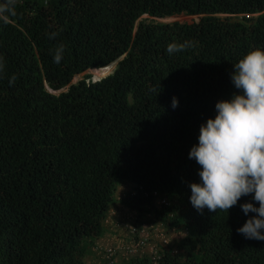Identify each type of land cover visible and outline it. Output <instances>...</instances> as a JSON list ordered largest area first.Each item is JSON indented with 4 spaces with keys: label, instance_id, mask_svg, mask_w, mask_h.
<instances>
[{
    "label": "trees",
    "instance_id": "16d2710c",
    "mask_svg": "<svg viewBox=\"0 0 264 264\" xmlns=\"http://www.w3.org/2000/svg\"><path fill=\"white\" fill-rule=\"evenodd\" d=\"M178 14L197 19L155 20ZM185 40L195 46L167 53ZM256 46L264 0H17L0 21V264H84L92 247L102 264L106 247L116 250L110 264L122 255V264H264V241L237 232L251 197L201 214L189 186L200 182L188 158L200 125L236 91L232 64ZM119 57L105 76L71 82ZM121 179L132 184L123 209L167 197L165 217L190 229L187 251L95 243Z\"/></svg>",
    "mask_w": 264,
    "mask_h": 264
},
{
    "label": "clouds",
    "instance_id": "9594fccd",
    "mask_svg": "<svg viewBox=\"0 0 264 264\" xmlns=\"http://www.w3.org/2000/svg\"><path fill=\"white\" fill-rule=\"evenodd\" d=\"M16 5L17 0H0V21L9 23ZM195 43L171 42L166 51L173 55ZM64 51L63 44L57 46L54 63L61 61ZM232 66L230 78L236 91L230 99L216 103L215 118L200 125L198 144L188 154L201 169L200 182L189 185L190 203L201 214L204 209L228 213L242 198L251 197L240 207L246 216L253 215L237 232L246 239L264 241V47L252 48ZM4 67L0 55V73ZM15 80L13 76L10 84ZM178 103L173 97L172 107Z\"/></svg>",
    "mask_w": 264,
    "mask_h": 264
},
{
    "label": "rangeland",
    "instance_id": "374dc122",
    "mask_svg": "<svg viewBox=\"0 0 264 264\" xmlns=\"http://www.w3.org/2000/svg\"><path fill=\"white\" fill-rule=\"evenodd\" d=\"M140 18H146V15H142ZM196 19L197 16H188L183 14L155 18V20L161 22H168L172 20L189 22ZM118 59L119 58L110 62L111 66L108 70L109 72L107 71L103 75L99 74L95 78L92 74V71L99 68H90L78 74H75L72 77L71 82H75L86 76H88V79L91 80L101 78L113 70ZM131 188L132 184L127 180H118L114 186V191L112 192L113 202L108 206V208H112L111 211L115 214H117V211L119 210L118 213L120 215L126 216V220L120 218L123 223L127 224L130 222V220H135V224L137 225V223L139 222V224L137 225V230L139 232H144L143 234L146 245L142 249L137 250L136 254L139 255L145 253L157 255L159 251L164 248L171 249L172 251L178 250L182 253H184V251H187L190 248L191 244V238L189 237L190 229L185 227H178V225H173V222H169L167 217H165L164 208L162 206L167 205V197L162 192L155 191L150 204H146L145 207L142 206V209H140V207L138 210H132L129 208V210L124 209V211L121 201L128 193L131 192ZM105 214H109V211L105 212ZM125 230L126 231L121 236H119L118 239L113 240L114 244L112 245L132 242V235L128 232L127 229ZM90 252L91 251H88V255L92 254ZM123 259H125V255L118 257L117 262H115L114 264H122L124 261Z\"/></svg>",
    "mask_w": 264,
    "mask_h": 264
},
{
    "label": "crops",
    "instance_id": "0c3cea01",
    "mask_svg": "<svg viewBox=\"0 0 264 264\" xmlns=\"http://www.w3.org/2000/svg\"><path fill=\"white\" fill-rule=\"evenodd\" d=\"M111 210L112 208L107 209L106 212L109 211V214H105L104 219L101 223L102 232L98 236V238L95 239L96 244H100L104 247L114 244L113 240L118 239V237L121 236L125 232L126 223H123V221L120 220V218H123L124 220H126V216L120 215L118 213L119 210L117 211V214L113 213ZM94 250L95 249L93 247L90 249L92 254L84 258V264H102L100 260L103 257L102 254L95 255V256H98L97 258L93 255Z\"/></svg>",
    "mask_w": 264,
    "mask_h": 264
},
{
    "label": "built area",
    "instance_id": "2783aa9c",
    "mask_svg": "<svg viewBox=\"0 0 264 264\" xmlns=\"http://www.w3.org/2000/svg\"><path fill=\"white\" fill-rule=\"evenodd\" d=\"M128 232L132 235L133 239L131 243H124V245L118 247V250H127L129 253L133 254L136 253L138 249H141L145 247V238H144V232H139L137 230V227L134 224H131L128 227ZM117 250V251H118ZM104 254L108 260V263H112L111 256L116 253V250L114 247H106L104 250Z\"/></svg>",
    "mask_w": 264,
    "mask_h": 264
},
{
    "label": "bare ground",
    "instance_id": "6f19581e",
    "mask_svg": "<svg viewBox=\"0 0 264 264\" xmlns=\"http://www.w3.org/2000/svg\"><path fill=\"white\" fill-rule=\"evenodd\" d=\"M110 66H111V64L106 66V67H104V68L94 69L92 71L93 76L96 78V76H98L99 74L103 75L105 72H107L109 70Z\"/></svg>",
    "mask_w": 264,
    "mask_h": 264
},
{
    "label": "water",
    "instance_id": "95a60500",
    "mask_svg": "<svg viewBox=\"0 0 264 264\" xmlns=\"http://www.w3.org/2000/svg\"><path fill=\"white\" fill-rule=\"evenodd\" d=\"M121 57H119V59H120ZM99 79V78H98ZM94 80H97V79H92V81H94Z\"/></svg>",
    "mask_w": 264,
    "mask_h": 264
}]
</instances>
